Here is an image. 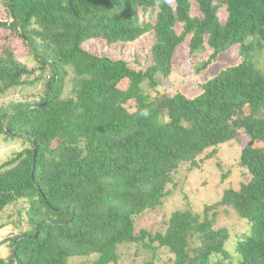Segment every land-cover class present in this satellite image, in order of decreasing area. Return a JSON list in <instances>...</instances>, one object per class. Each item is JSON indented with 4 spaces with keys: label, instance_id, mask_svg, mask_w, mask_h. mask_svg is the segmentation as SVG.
Instances as JSON below:
<instances>
[{
    "label": "trees",
    "instance_id": "16d2710c",
    "mask_svg": "<svg viewBox=\"0 0 264 264\" xmlns=\"http://www.w3.org/2000/svg\"><path fill=\"white\" fill-rule=\"evenodd\" d=\"M194 2L196 16L190 0H1L7 18L0 27L21 40L39 75L29 80L34 69L4 39L0 96L48 74L38 100L0 103V141L24 143L0 164V212L20 202L25 222L8 239L10 251L0 264H69L75 258L121 264L116 246L145 238L146 246L165 247L173 264H223L228 231L211 228L220 207L249 222L236 239L237 264H264V68L250 62L264 48V0ZM219 11L226 13L223 21ZM145 32L153 42L141 69L82 47L90 38L124 44ZM180 45L188 54L211 49L202 66L232 45L241 59L203 82L195 96L146 98L141 82L147 78L154 86L157 73L168 75ZM68 68L73 78L63 97ZM240 134L245 142L238 165L246 181L225 189L201 215L174 210L162 230L134 233V216L169 194L180 164L198 167Z\"/></svg>",
    "mask_w": 264,
    "mask_h": 264
},
{
    "label": "rangeland",
    "instance_id": "374dc122",
    "mask_svg": "<svg viewBox=\"0 0 264 264\" xmlns=\"http://www.w3.org/2000/svg\"><path fill=\"white\" fill-rule=\"evenodd\" d=\"M172 3V0H167ZM190 13L193 16L199 15V10L194 2ZM219 20L226 17L224 11L218 12ZM7 13L0 0V20H5ZM9 40L15 54L20 61L34 72L29 80L39 75L38 67L34 60L28 56V52L21 40L9 30L0 27V42ZM153 37L150 32L123 43L108 44L103 39L90 38L82 42V47L97 55L108 56L112 60H127L135 68H144L150 61V49ZM211 49L204 47L188 54L184 45L178 46L172 57V69L170 73L163 76L161 73L155 75V85L151 86L148 79L141 82L144 96L150 99L159 98L162 94L172 95L180 92L187 97H192L201 91V84L213 78L222 68L237 64L240 61L236 45L228 47L225 51L218 53L206 66L203 62L208 58ZM251 65L258 70L264 68V48L256 51L251 59ZM48 72L43 74L41 79L33 83H24L21 86L9 89L0 96V103L9 101L31 100L35 101L44 91V83ZM73 73L68 68V76L64 83L63 97L70 95L71 79ZM264 116V110L261 112ZM245 142L241 134L238 138L219 144L217 152L211 158L199 162L198 167L189 168L187 163H182L173 175V182L167 185L169 194L162 198L159 205L147 209L134 216V233L146 230L153 234L164 228L165 220L174 210L190 209L202 214L205 205L217 202L223 191L227 188L237 189L240 184L247 180V173L244 168L238 165L240 149ZM24 143L20 139L0 141V164L12 157L20 150ZM201 155L200 157H203ZM22 212L20 202L7 205L0 212V256L6 257L10 251L9 238L25 229L24 218L19 217ZM23 215V213H21ZM223 226L228 231V238L224 242L223 250L228 254L223 264L231 261L233 264L241 259L235 251L237 236L249 229V222L246 218L238 217L230 207H220L213 216L211 228ZM147 238L144 241L122 242L116 246V253L121 264H137L145 259H153L159 264H173V255L165 247L157 246L156 242L146 246ZM94 255L89 259H93ZM86 261L84 258H75L69 264H81Z\"/></svg>",
    "mask_w": 264,
    "mask_h": 264
},
{
    "label": "water",
    "instance_id": "95a60500",
    "mask_svg": "<svg viewBox=\"0 0 264 264\" xmlns=\"http://www.w3.org/2000/svg\"><path fill=\"white\" fill-rule=\"evenodd\" d=\"M36 154H37V147H34V151H33V168H34V162H35V159H36ZM31 178L33 179V171L31 173ZM69 219H71V217Z\"/></svg>",
    "mask_w": 264,
    "mask_h": 264
}]
</instances>
